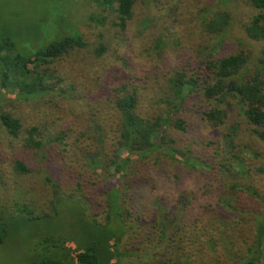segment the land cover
I'll return each instance as SVG.
<instances>
[{
	"label": "trees",
	"instance_id": "16d2710c",
	"mask_svg": "<svg viewBox=\"0 0 264 264\" xmlns=\"http://www.w3.org/2000/svg\"><path fill=\"white\" fill-rule=\"evenodd\" d=\"M94 1L102 12L106 13L109 9V12L116 14L118 21L115 24L121 29L124 28L126 21L131 17L134 0ZM248 1L256 10L243 25L244 34L250 40L263 42L264 0ZM114 3L116 6L112 7ZM201 11L208 13L207 9ZM210 14V19L204 22V30L215 35V43L209 48L205 45L195 53L187 50V64H183L180 69H173L166 84L158 85L156 89H165L166 94L157 99L152 98L153 91H147L143 97L138 88L129 86L127 80L121 79L117 82L118 74L129 73L132 77L135 75L132 68L124 66L123 59H117V64L112 65H109L115 61L112 57L108 62L104 60L102 64L99 63L105 58V43L96 45L92 50L91 66L89 62H80L78 50L85 46L81 36L77 33L59 36L61 27L51 29L47 25L53 24L46 17L41 24L42 44L31 49L23 62L12 61L15 70L9 78L3 73L4 79L0 81V85L6 95L4 101L9 102L15 99L51 98L53 92H56L59 98L69 100L74 85L77 86L78 83L76 78L71 76L74 71L80 72L88 65L83 74L86 73L88 84H93L92 89L96 85L99 86L98 82L102 77L96 72L103 73L105 69L112 72L109 76L103 75L110 81L107 85L111 94L100 96L89 104L91 108L88 106V125L83 129L84 132L79 131L78 134L80 138L86 133V139L89 140L87 146H90L87 152L79 151L78 160L92 174L108 179L111 186L102 192L100 201L85 198L86 195L82 192L80 196L66 194L60 190L59 198L55 197L57 199L54 202L61 201L62 195L69 201H77L83 205V209L87 207L86 203L90 202L92 205L95 202L101 207V215L90 216L89 224H86L85 219L77 220L81 228L88 226L90 229L89 239H84L87 242L84 246L76 245L75 248L69 249L65 243L67 237L54 232L45 238V243L49 244L52 253L47 252L45 256L30 264H134V261L136 264L148 263L149 260L146 259L122 263L118 243L125 233L135 232L132 224L127 221L131 213L124 198L128 190L127 179L133 173L140 177L138 179L141 181L146 178L142 176L144 172L151 171L154 166H159L164 172H171V180L176 182L168 184L165 178L154 182L152 189L155 186L164 188L168 184L174 196L173 201L159 198L165 202L162 207L153 208L150 202H146L150 197L148 186L141 187L140 201L135 198L137 208L143 210L135 216L141 223L139 227L142 234L139 236H144V252L148 253L150 249L158 250L159 241L155 235L158 230L170 228L173 231L181 228L189 233L194 229L187 239L182 237L180 248L185 250L184 252H195L193 255L198 258V253L204 248L206 252L202 256L199 255V258L204 257L210 264H217V261L221 262L220 264H264V158L253 153L242 158L241 153L248 149L236 140L240 130L247 128L250 136L264 144V46L255 57H251L246 47L229 48L226 52L218 50L228 16L225 10ZM204 17L203 15V19ZM88 18L90 21L102 22L103 17L98 15ZM49 35L53 37L50 38ZM143 51L146 52L145 49ZM61 58H68L71 63L70 70L68 65L61 71L51 67L54 60ZM76 62L78 63L75 64ZM94 62L98 64L94 65ZM57 73L59 78L55 77ZM53 78L59 79V82L63 81L57 84L58 90L51 89L49 85ZM65 78H69L68 81H65ZM81 81L83 82V79ZM148 101L161 107L149 114L146 109V106H150ZM196 106H201L198 111L200 118L212 127L224 122L230 110L234 112L236 121L229 123L226 131L217 139L202 141L204 138L196 133V125L190 126L183 116L184 111ZM181 111L182 117L179 114ZM0 128L10 143L17 140L18 145L35 150H41L43 143L55 142L59 149H63L65 144L62 132L42 139L36 126H21L18 118L5 112H0ZM182 132L190 134L178 141L176 137ZM204 145L213 146L206 149ZM257 160L260 162L259 166L254 165ZM206 171L217 174L220 171H229L233 177H238L229 182L220 180V189L216 191V198L214 197L217 200V208L203 204L205 193L214 190V187L210 190L209 174L206 176ZM28 172L29 169L22 160L16 158L11 162L12 176ZM187 173H195L193 180L196 179V184H202L201 187L191 189L192 191L182 190L180 195L176 186L179 175L185 176ZM1 174L2 172L0 183L3 177ZM43 180L53 188L58 187L46 173ZM243 194L248 195V202L251 201L252 205L243 207L237 202ZM195 200L197 206L193 216L189 210L191 204L186 202ZM53 201L50 203L52 206ZM19 206L14 210L16 214L30 212ZM146 208L152 209L148 216H145ZM230 210L232 216L228 213ZM11 211L13 210L9 209V213ZM43 216H47V213ZM180 216L182 226L176 222L180 221ZM3 222L4 220L0 219V243L6 235ZM198 227L201 229L195 230ZM185 260L183 257V261ZM163 262L164 259L155 258L153 264Z\"/></svg>",
	"mask_w": 264,
	"mask_h": 264
},
{
	"label": "rangeland",
	"instance_id": "374dc122",
	"mask_svg": "<svg viewBox=\"0 0 264 264\" xmlns=\"http://www.w3.org/2000/svg\"><path fill=\"white\" fill-rule=\"evenodd\" d=\"M115 6L116 3L112 7ZM202 9H207L208 13H203ZM108 10L106 13L102 12L94 0H0V81L4 79L3 73H6L8 78L9 75L14 74L13 60L18 63L23 62L31 49L42 44L41 24L44 17L53 24V26L47 25L51 29L61 27L59 36L76 33L81 36L85 46L78 50L80 62H89L91 66L92 50L96 45L105 43L107 46V51L104 52L105 58H102L103 60L101 59L99 63L102 64L104 60L108 62L112 57L115 59L109 64L112 65L117 64V59H123L124 66L132 68L135 75L132 77L129 73L118 74L117 82L121 79L127 80L129 86L134 85L138 88L143 97L147 91H153L151 94L153 99L166 94L165 89L159 91L156 88L159 84H166L172 70L180 69L183 64H187L185 61L187 50L195 53L205 45L209 48L212 43H215V35L204 30V22L210 19L211 12L214 14L225 10L228 16L218 50L226 52L229 48L246 47L251 57H255L264 46V41L250 40L244 34L243 25L256 10L248 0H134L131 17L126 21L123 29L115 24L118 21L117 15ZM98 15L103 17L102 22L90 21L88 18L98 17ZM49 37L53 36L49 35ZM175 40H177L176 43ZM144 49L146 52L143 51ZM68 61V58L54 60L51 67L61 71L68 65L70 70L71 63ZM95 64L98 63L94 62ZM87 66L80 72L73 70L75 73L71 76L76 78L77 86L81 87L74 85L73 94L71 93L72 97L70 96L69 100L59 98L56 92H53L56 96L51 94V98L54 97L52 99L49 96L40 100L29 98L7 102V100L4 101L6 95L0 85V112L9 113L18 118L21 126H36L39 137L42 139L56 132H62L65 143L63 149H59L55 142H52L43 143L41 150H35L18 145L17 140H12L10 143L0 128V173L2 172L3 176L0 183V219L4 220L3 224L6 227V235L0 243V264H30L45 256L47 252L52 253L49 244L45 243V238L54 232L67 237L65 243L69 249L75 248L76 245L84 246L87 243L84 239H89L90 229L88 226L85 229L81 228L77 220L85 219L86 224H89L90 216L101 215V207L95 202L92 205L90 202L86 203L87 207L83 209V205L74 200L69 201L65 195H62L63 201L54 203L61 191L77 195L82 192L86 195L85 198L100 201L102 192L111 186L108 179L92 174L78 160L79 151L87 152V148L90 147L87 146L89 140L86 139V133L78 137L79 131L84 132L83 129L88 125L87 115L90 110L88 106L91 108L89 104L95 102L100 96L111 94V89L107 85L110 81L103 75L109 76L112 72L108 69L102 71L103 73L96 72L102 77L98 82L99 86L96 85L92 89L93 84H88L86 73L83 74ZM55 77L60 76L57 73ZM68 79L65 78V81ZM58 83L63 81L59 82V79L53 78L49 85L51 89L58 90ZM198 104L203 106L200 102ZM148 105L152 106H146L149 114L161 107V105L153 104L152 101H148ZM200 108L201 106L190 107L183 112V116L190 126L196 125V133L204 138L202 141L217 139L226 131L229 123L236 121L234 112L230 110L224 122L212 127L200 118L198 113ZM179 114L182 117V111ZM188 134L190 133L182 132L176 139L182 141V138L187 137ZM236 140L238 144L248 149L241 153L242 158L248 157L251 153L259 154L264 158V144L250 136L247 128L240 130ZM204 146L209 149L213 145ZM16 158L22 160L27 166L29 169L27 174L11 175V162ZM254 165L259 166L260 162L254 161ZM158 167L154 166L151 171H145L142 176L146 178L141 181L138 179L140 177L133 173L127 179L128 190L124 198L131 209L127 221L132 224L135 232L134 234L125 233L118 243L119 251L122 253L121 262L146 259L149 262L145 264H153L157 258L165 260L162 264H210L204 257L199 258V255L205 254L206 249L201 248L198 253L199 260H196L198 258L193 255L195 252L188 254L180 248L182 237L187 239L194 229L189 233L182 231L181 228L173 231L170 228L158 230L155 234L159 241L158 250L150 249V252H144V236H139L142 234L139 227L141 223L135 216L143 211L137 208L138 203L135 200V198H138V201L141 200L139 197L141 187L148 186L150 197L146 202H150L153 208L165 205V202L159 199L161 197L168 201L174 199L168 184L176 181L171 180V172H164ZM44 173L48 174L58 187L53 188L51 184L45 183ZM195 173L179 175L180 179L178 178L176 186L180 195L182 190L186 192L192 191L191 189L195 187H201L202 183L196 184V179L193 180ZM206 176L209 177L210 190L213 187L214 190L205 193L203 204L217 208L215 198L216 191L220 189V180L229 182L238 177H233L229 171L225 173L220 171L219 174L206 171ZM162 178H165L168 184L164 188L155 186L152 189L154 182ZM248 198V195L243 194L237 202L243 207H248L252 205L251 201L248 202ZM51 201L54 206L50 204ZM186 203L191 204L189 210L194 216L196 200ZM18 205L30 212L16 214L14 210ZM9 209L13 211L9 213ZM144 211H146L145 216H148L152 209L146 208ZM44 213H47V216H43ZM228 213L232 216L231 210ZM178 219L180 221H176L179 222L177 225L182 226V217ZM201 227L195 230H200ZM57 231L60 232L57 233ZM76 242L78 244H75ZM163 254L166 256L164 257ZM167 257L170 258L166 259ZM220 263L217 261V264ZM134 264H136L135 261Z\"/></svg>",
	"mask_w": 264,
	"mask_h": 264
}]
</instances>
